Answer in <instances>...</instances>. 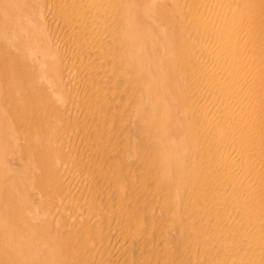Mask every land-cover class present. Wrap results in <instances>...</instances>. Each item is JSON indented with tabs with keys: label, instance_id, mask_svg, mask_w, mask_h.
Segmentation results:
<instances>
[{
	"label": "bare ground",
	"instance_id": "obj_1",
	"mask_svg": "<svg viewBox=\"0 0 264 264\" xmlns=\"http://www.w3.org/2000/svg\"><path fill=\"white\" fill-rule=\"evenodd\" d=\"M0 264H264V0H0Z\"/></svg>",
	"mask_w": 264,
	"mask_h": 264
},
{
	"label": "rangeland",
	"instance_id": "obj_2",
	"mask_svg": "<svg viewBox=\"0 0 264 264\" xmlns=\"http://www.w3.org/2000/svg\"><path fill=\"white\" fill-rule=\"evenodd\" d=\"M57 15H59V14H57ZM59 17H61V16L59 15V16L57 17L58 19L56 18V23H60V22L62 21V20H60L61 18L59 19ZM57 20H58L59 22H57ZM60 24H62V23H60ZM65 29H66V28H65ZM63 30H64V29H63ZM60 31H62V28H60ZM111 32H112V31L104 33V34H106V35H105V36H106V39L110 38L109 35H110ZM108 33H109V34H108ZM107 34H108V36H107ZM107 37H108V38H107ZM31 97H32V96H31ZM31 97H30V98H31ZM32 98H33V99H32ZM32 98H31L32 101H34L36 97L33 96ZM13 101H14V100H13V96H12V102H13ZM80 101H81V102H80ZM80 101H79V100H78V101L76 100V104L74 103V102H75V101H74L73 103H74L75 105L72 104L73 106H71V107H73V109L71 110V107H70V110H71V111L67 110V112L64 113V115L61 117L60 122H59V123H60V125H59V129H60V133H59L60 142H61V140H63L64 136L66 137V136H68V134H69V135H73V136H74L73 140L76 139V140H78V141H81V143H82L81 146H80L79 148H77V149H76V148H75V149L71 148V149H73V150L68 149V150L66 151V153H65V154L63 155V157L61 158V162H63V163H62V168H61V169L64 168V169L67 170L68 172H73V174H74V175H77V177L80 176L81 179H82V178H85V179H86V177L90 174V172H93V170H94L95 168H97V165L99 164L98 162H101V158H100L99 155L97 156V157H99V160H100V161L97 159L98 162H96V163H97L96 166H94L95 163H93L92 165L90 164V161H91V160L89 161V163H87V162L85 163V162H81L80 160H77V159L79 158V157H77V156H80V154H78V152L81 151V150L83 151V156H85L84 159L88 158V154H89V156H90V154L92 155V153L94 154V152H96L95 147H93V146H95V145H94L95 142H92V140H93V139H92V136H91L92 132L89 131L88 128H86V123L90 122V121L94 118V115H92V114L89 112V110L86 108V105H85L84 101H83L82 99H81ZM82 101H83V102H82ZM34 102H35L34 104H37V103H38L37 105L39 106V108H38V107L36 108L37 105H34V108H32V109L35 110V111H34L35 113L33 112L32 109H31V112L26 110V114L23 115L24 118L21 117V119H22V118H23V119H22V120L20 119L21 122L19 123V124H20L19 127H23V128L26 127V128H28L29 125H30L29 128H31V129H32V128H33V129H36V128H37V129H38V127H39V122H40V119H39V118L42 116L41 114L44 113V112L46 113L47 110H51L50 108H46V109H45L46 111H43L44 108L42 107L43 105L41 104L42 101H40L38 98H36V101H34ZM77 102H78V103H77ZM14 103H15V101H14ZM14 103H13V105L16 104V103H15V104H14ZM17 103H20V101H17ZM42 103H43V102H42ZM82 103H83V104H82ZM32 104H33V103H32ZM40 106H41V108H40ZM12 108H13V107H12ZM35 108H36V109H35ZM40 109H41V110H40ZM12 110H13V109H11L10 112H11ZM12 112H13V111H12ZM70 112H73V113H70ZM29 113H30V114H31V113H34V114L31 116V118H30V116H29V115H30ZM37 113H39V115H38ZM40 113H41V114H40ZM52 113H53V112H52ZM52 113H51V114H52ZM69 113H70V115H69ZM11 114H12V113H11ZM28 114H29V115H28ZM13 115H14V112H13ZM34 115H35V116H34ZM44 115H45V114H44ZM67 115H68V116H67ZM28 116H29V120H28ZM33 116H34V117H33ZM36 116H39V117H38V121H39V122H37V119H35V118H37ZM14 117H15V115H14ZM14 117H13V118H14ZM87 118H88V121H86ZM14 119H16V118H14ZM14 119H13V120H14ZM35 120H36V121H35ZM63 120H64V122H63ZM16 121H17V120L14 121L15 126L18 125V124H17L18 122H16ZM26 121H28V122H26ZM30 121H31V122H30ZM32 121H33V122L35 121V123H33ZM15 122H16V123H15ZM36 122H37L38 124H37ZM29 123H30V124H29ZM31 123H32V124H31ZM64 123H65V124H64ZM36 124H37L38 126H37ZM62 124H63V125H62ZM31 125H33V127H31ZM68 125H69V126H68ZM17 127H18V126H17ZM35 127H36V128H35ZM65 127H66V128H65ZM71 127H73V128H71ZM64 128H65V129H64ZM68 128H69V129H68ZM37 129H36V130H37ZM70 129H72V130H70ZM20 130H21V128H20ZM29 130H30V129H29ZM67 130H68L69 132H68ZM64 132H65V133H64ZM90 132H91V133H90ZM116 132H117L118 134H117V133L114 134V139H115V136L117 135V136H116V139H115V140H116V141H115V142H116V145H115V146H116L117 149H116V150L114 149V153H116L115 155H118V153H120V151H121V150H119L121 147H120V144H119L120 141H118V145H119V146L117 145V139L119 140V136H120V137H122V136H121V134L119 133V131H116ZM66 133H67V134H66ZM70 133H71V134H70ZM119 134H120V135H119ZM20 135H22V134L20 133ZM118 135H119V136H118ZM62 136H63V137H62ZM20 137H21V136H20ZM76 137H77V138H76ZM22 140H23V137L21 138V141H22ZM73 140H70V141H71V145H72V141H73ZM22 142H23V141H22ZM73 143H74V142H73ZM65 144H66V143H65ZM92 144H93V145H92ZM62 145H63V147H64V143H62ZM71 145H69V146L71 147ZM115 146H114V147H115ZM38 148H39V147H38ZM38 148H37V151H36V152L33 151V152L35 153V156H34V153H32L33 156H34V158H33V159H30V162H29L30 164H29V165H31L32 162H33L32 164H34V165H36L37 163H38V165H39V160H38L39 158H37V157H40V156H41V153H40L39 151H43V150L41 149V147H40L39 149H38ZM35 150H36V149H35ZM39 153H40V154H39ZM76 154H77V155H76ZM36 155H37V157H36ZM38 155H39V156H38ZM33 156H32V157H33ZM75 156H76L77 158H76ZM92 156H93V155H92ZM35 157H36V158H35ZM34 159H36L37 162L34 163ZM75 159H76V160H75ZM79 159H80V158H79ZM32 160H33V161H32ZM135 161L137 162L136 157H135ZM135 161H134V159H132V165H133V163H134V165L136 164L137 166H136V165H135V166H134V165H133V166L131 165L132 167H131V169H129V170L131 171L130 174H132V170H133V172H135L134 174L137 175V173L141 170L142 163H141L140 161L136 163ZM64 163H66V165H65ZM63 164H64V165H63ZM68 164H70V165H68ZM83 164H84V165H83ZM89 164H90V165H89ZM81 165H82V166H81ZM139 165H140V166H139ZM84 166H85V167H84ZM93 166H94L95 168H94ZM30 167H31V166H30ZM38 167H39V166H38ZM83 167H84L85 169H84ZM87 167H88V168H87ZM135 167H136V168L138 167L137 169H138V170L140 169V170H139V171L137 170V171H138V172H137V171L134 169ZM142 167L144 168V164H143ZM90 168H91V170H90ZM64 169H63V171H64ZM88 169H89L90 171H89ZM40 170H41V168H40ZM87 170H88L89 172H87ZM142 170H143V169H142ZM67 171H66V172H67ZM76 171H77V172H76ZM97 171H98V170H97ZM75 172H76V174H75ZM85 172H86L87 176L85 175ZM94 172L96 173V171H94ZM88 173H89V174H88ZM127 173H129L128 170L126 171V174H127ZM115 174H116V173H115ZM115 174L113 175L114 177H116L114 180H117V181H118L117 178H120V180H121V179H122V180L124 179V181L126 182V184H124V183H122V182H123L122 180H121L122 182L119 180L122 184H121L120 182H119V183L123 186V187H122V190L125 189V188H127V189L129 190V186H130L129 184H130V183H129V184L127 183V182L129 181V180H128L129 178H127L128 176H125V172H122L121 174H120V173H117V174H116L117 176H116ZM78 175H79V176H78ZM120 175H122V176H120ZM80 177H79V178H80ZM108 177H109V176H108ZM87 178H88V177H87ZM110 178H111V177H109V179H110ZM125 178H127V179L125 180ZM133 178H135V177H133ZM112 180H113V177H112ZM132 180H135V179H132ZM108 181H109V180H108ZM117 181H116V182H117ZM111 182H114V181H111ZM111 182H110V183H111ZM107 183H108V182H107ZM127 184H128V187H126ZM134 184H136V183H134ZM136 185H137V188H140V187H141V185H139V183H137ZM107 188H109V187H107ZM127 189L124 190V191H126L127 194H128L129 192L127 191ZM52 193H53V192H52ZM52 193H51V195H52V198H53V195H54V194H52ZM90 193H91V192H90ZM171 194H172V193H171ZM90 195H91V194H90ZM90 195H89V198H90ZM58 196L60 197V194L55 193V195H54V197H55V198H54V203H53V201H52V203H53L54 205H56L57 207H59V205H60V206H61V205L64 206V205H65L64 200H63L62 198H59ZM57 197H58V198H57ZM86 197H88V195H87V196H83V197L79 200V202H80V203H83L82 205L84 206V208H86V210H85L84 213H86V211L89 213L90 205L93 204V205H91V207H93V208L90 209V213H91L92 217L94 216L93 218H95L100 212H102L101 209L104 210L106 207H104V208H100V207H99V208L97 209L98 205L101 206L102 203L97 204V203H99V202H97L98 200L95 201L96 199H94V202H93L92 200L90 201V199L88 198V200H89V201H88V200L86 199ZM91 199H92V198H91ZM60 200H62V201H61L62 204L59 203ZM81 201H82V202H81ZM84 201H85V202H84ZM57 202L59 203V205H57V204H58ZM63 202H64V203H63ZM86 202H87V203H86ZM95 204H96L97 206H94ZM66 205H67V204H66ZM68 205L70 206L69 203H68ZM88 205H89V206H88ZM104 205H105V204H104ZM83 206H82V207H83ZM85 206H86V207H85ZM115 206H116V205L111 206V207H113V208L115 209ZM88 207H89V208H88ZM95 207H96V208H95ZM117 207H119V206H117ZM113 208H112V209H113ZM99 209H100V210H99ZM109 209H110V208H108V210H109ZM112 209L109 210L110 213H111V215L113 214ZM108 210H107V211L104 210L103 213H108L107 215H109V217H110L111 215L109 214V211H108ZM116 210L119 211V209H117V208H116ZM92 211H93V212H92ZM111 211H112V212H111ZM116 213H117V212H116ZM116 213H114V214L112 215L113 217H112V216H111V217H112L113 219L116 218V220H117V218H118V216H117L118 213H117V215H115ZM101 214H102V213H101ZM102 215L104 216V214H102ZM114 215H115V218H114ZM116 216H117V217H116ZM105 217H106V214H105ZM105 217H104L103 219H106V220H107V218H105ZM111 220H112V219H111ZM113 221H115V220H112V222H113ZM104 222H105V220H104ZM118 222H120L119 219H118ZM114 223H116V221L113 222V224H112V230H113V228L115 227V228H114L115 231H118V232H119L120 228H118V227H121L120 232L122 233V237H124V236H123V234H124L123 232H124V231L122 232V226L118 225L119 223H118V224L116 223L117 225L115 226ZM120 224H121V222H120ZM113 225H114V227H113ZM80 229H81V228H80ZM81 230H82V229H81ZM81 230H79V231H81ZM83 230L85 231V229H83ZM84 231H83V233H82V231L80 232V233H81L80 236H82V234H85V233L87 234V233H88V232H87L88 230H87L86 232H84ZM89 232H90V231H89ZM96 233H97V232H96ZM86 234H85V236H86ZM90 234H91V233H89L88 235H90ZM94 234H95V233H94ZM94 234H93V235H94ZM91 235H92V234H91ZM91 235H90V236H91ZM124 235H125V234H124ZM90 236H89V237H90ZM94 236H95V235H94ZM94 236H92L93 238H90V239H94V240H92V241L89 240L90 243H91V244H89V245L91 246V250H92V251H95V249L99 248V246L101 247L100 244H102V242L99 241L100 239H98V237L95 236V237L97 238V240H96ZM125 236H126V235H125ZM89 237H87V240H88ZM99 242H100V243H99ZM98 244H99V246H98ZM101 251H102V250H101Z\"/></svg>",
	"mask_w": 264,
	"mask_h": 264
}]
</instances>
